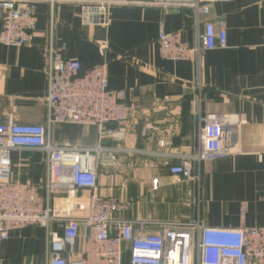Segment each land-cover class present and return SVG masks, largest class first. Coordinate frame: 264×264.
<instances>
[{
	"label": "crops",
	"instance_id": "crops-1",
	"mask_svg": "<svg viewBox=\"0 0 264 264\" xmlns=\"http://www.w3.org/2000/svg\"><path fill=\"white\" fill-rule=\"evenodd\" d=\"M34 8L31 42L19 47L0 43V122L11 118L46 125L45 68L52 43L64 59L79 61L82 72L104 64L109 89L125 92L130 108L122 124L125 137L100 141L120 150L113 163L96 168V192L127 204L121 218L264 227V161L258 159L264 135V0L210 3L207 18L224 20L226 47L204 51L197 61L165 60L158 53L160 23L168 33L179 32L188 46L195 43L194 18L187 8L113 6L105 24L82 22L74 3L58 4L53 11L47 3ZM213 113L236 117L224 129L230 153L196 164L199 180L170 175V166L196 153L199 118ZM50 138L54 144L92 147L99 131L53 125ZM11 162L12 176L44 195L42 154L13 151ZM43 240L41 227L11 232L0 242V264H41Z\"/></svg>",
	"mask_w": 264,
	"mask_h": 264
},
{
	"label": "built area",
	"instance_id": "built-area-1",
	"mask_svg": "<svg viewBox=\"0 0 264 264\" xmlns=\"http://www.w3.org/2000/svg\"><path fill=\"white\" fill-rule=\"evenodd\" d=\"M215 1L219 0H0V43L19 47L31 42L37 3L49 4L51 11L58 4L74 3L80 8L82 22L88 24H105L113 6L187 8L194 18L195 43L188 46L179 32L168 33L160 23L158 53L165 60L197 61L204 51L226 47L224 20L207 18L209 4ZM100 47L106 48L103 43ZM46 58V125L11 118L0 122V242L7 241L13 231L41 227V264H264V227L214 228L199 220L121 218L127 204L96 192V168L113 163L120 150L100 141L125 137L122 124L130 115L125 92L109 89L104 64L82 72L79 61L64 59L61 49L52 43ZM234 122L232 115L201 116L198 150L170 166V175L199 180L196 164L230 153L224 129ZM60 124L95 126L99 142L92 147L54 144L50 128ZM262 141L261 162L264 135ZM22 150L43 156L44 195L37 186L12 176L11 153ZM148 226L157 229L151 231Z\"/></svg>",
	"mask_w": 264,
	"mask_h": 264
},
{
	"label": "rangeland",
	"instance_id": "rangeland-1",
	"mask_svg": "<svg viewBox=\"0 0 264 264\" xmlns=\"http://www.w3.org/2000/svg\"><path fill=\"white\" fill-rule=\"evenodd\" d=\"M230 124H232V123H230Z\"/></svg>",
	"mask_w": 264,
	"mask_h": 264
}]
</instances>
